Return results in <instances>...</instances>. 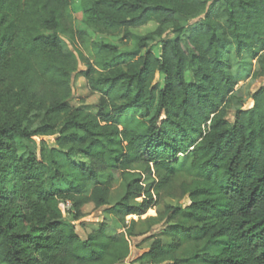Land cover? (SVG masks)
<instances>
[{"label":"trees","instance_id":"16d2710c","mask_svg":"<svg viewBox=\"0 0 264 264\" xmlns=\"http://www.w3.org/2000/svg\"><path fill=\"white\" fill-rule=\"evenodd\" d=\"M76 12L126 42L157 28L140 56L94 41L91 59L68 42ZM178 15L199 21L185 27ZM158 39L161 55L149 48ZM232 47L264 77V0H0V264H122L137 220L123 232L102 221L83 238L90 203L124 223L146 215L148 232L164 226L145 237L146 264H264V87L228 119ZM80 61L96 111L70 104ZM181 156L194 178L177 183ZM135 164L157 182L133 179L111 204V172Z\"/></svg>","mask_w":264,"mask_h":264},{"label":"rangeland","instance_id":"374dc122","mask_svg":"<svg viewBox=\"0 0 264 264\" xmlns=\"http://www.w3.org/2000/svg\"><path fill=\"white\" fill-rule=\"evenodd\" d=\"M177 19L181 25L187 27L195 24L199 19L189 20L184 16L178 15ZM73 34L75 36V42H69L72 49H76L79 52L82 51L87 57L93 58L92 53V42L94 41H104L109 42L119 47L121 53L135 54L140 56L145 53L146 50L139 47V43L142 38L148 33L154 31L157 28L155 22H150L146 26L141 28L133 29V36L129 42L123 38V31L116 32H96L95 30L85 27L83 24V14L82 12L74 13L73 17ZM85 31L86 37L82 40L79 31ZM175 33L169 30L163 36L164 39L174 38ZM161 39L155 40L149 44V48L154 51L155 54L161 55L162 46L160 45ZM231 63V68L229 72L238 78V82L235 86V91L233 93V98L231 104L228 108V119L234 121L235 111L241 106H247L249 104V96L254 92L258 91L260 88L264 87V77H256L254 72L257 69V61L244 55L242 58H238L234 52V48H231L230 53L226 56ZM87 67L82 61L79 62L78 71L73 74V93L74 97L70 104L76 108H82L90 111H96L95 105L99 102L100 96L98 94H93L88 86L87 80L83 75V71H86ZM189 79L190 76L187 75ZM162 78L160 73H157L154 84H161ZM247 101V102H246ZM246 102V103H245ZM57 135L53 136H39L36 137L38 146L44 141L50 145H55ZM39 154V151H38ZM178 171L176 174V182L181 183L183 181H191L194 178L193 170L191 168L190 162L181 156L180 161L177 165ZM111 175L114 180V187L111 193V204L116 203L125 194L127 184L133 179H140L145 185H150L157 182V176L153 168L151 172L147 169L144 164H135L127 172L112 171ZM143 197H137L133 203L142 202ZM166 203L176 204V201L167 199ZM183 205L189 204V199L185 198L182 201ZM159 209H163V204L158 206ZM85 216L77 222V231L81 237L86 238L88 233L92 230L98 228L102 221H106L109 225V230H115L117 232L125 231V225H129L131 219H136L137 224L135 228V235L130 238L131 242V255L122 264H146L139 260L140 256L144 251L150 246L151 240L145 239V237L150 236L154 231L157 235H161V231L164 228L162 225H157L154 227V231L148 232L147 226L145 224V216L138 217L135 215H130L126 217V222H120L118 218L113 215H108L104 212V208L96 209L94 204L90 203L84 207ZM152 211H149L151 213ZM162 237V236H161ZM163 238L167 239L163 236Z\"/></svg>","mask_w":264,"mask_h":264}]
</instances>
